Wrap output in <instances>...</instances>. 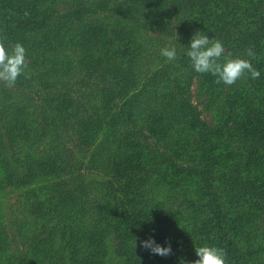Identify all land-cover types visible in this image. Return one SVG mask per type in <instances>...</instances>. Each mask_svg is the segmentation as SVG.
<instances>
[{"label":"trees","instance_id":"obj_1","mask_svg":"<svg viewBox=\"0 0 264 264\" xmlns=\"http://www.w3.org/2000/svg\"><path fill=\"white\" fill-rule=\"evenodd\" d=\"M197 29L226 55L252 48L260 72L204 108L193 84H227L192 68L181 43ZM0 37L27 61L14 85L0 81V171L17 194L0 264H81L98 246L94 264H180L204 243L229 264H264V159L249 177L264 158V0H0ZM95 43L105 50L78 54ZM149 235L171 254L144 249Z\"/></svg>","mask_w":264,"mask_h":264},{"label":"clouds","instance_id":"obj_2","mask_svg":"<svg viewBox=\"0 0 264 264\" xmlns=\"http://www.w3.org/2000/svg\"><path fill=\"white\" fill-rule=\"evenodd\" d=\"M178 40L177 35L175 36ZM180 43V42H179ZM185 45L184 53L189 58L192 68L198 73H211L217 82L231 85L246 72L252 77H257L260 72L253 66L248 57H254L252 48L246 50L244 56L226 55V48L221 39L209 36L207 31L197 29ZM161 55L168 61L174 60L177 55L176 43L168 42L160 50ZM27 68L26 48L17 41L9 44L6 38L0 37V81L9 86L14 85L17 78ZM137 237H135V248ZM140 245L149 252L157 255H169L172 252L171 243H161L154 235H149L140 240ZM197 258L187 260L181 258L180 264H229L226 250L216 244L204 243L195 245Z\"/></svg>","mask_w":264,"mask_h":264},{"label":"rangeland","instance_id":"obj_3","mask_svg":"<svg viewBox=\"0 0 264 264\" xmlns=\"http://www.w3.org/2000/svg\"><path fill=\"white\" fill-rule=\"evenodd\" d=\"M164 1V0H163ZM163 4V3H161ZM168 4H171L170 2H168ZM61 5L58 6V8L62 9L63 7H61ZM172 8V7H170ZM173 10L171 9V14H173ZM102 17L100 16H93L91 17L89 20L90 21H101ZM102 22V21H101ZM79 30V29H78ZM139 31V30H138ZM136 33V31L134 33H132L131 35L133 36L134 34ZM152 36L156 37L157 35L161 34L159 29H157L156 32H152L151 33ZM105 50L103 44L101 43H95V44H92L89 48L87 47L85 52L81 54L80 51H78V54L79 55H83V57H85V55H88L89 53L91 54H100L101 51L100 50ZM74 51V50H72ZM55 52H58L60 53V55L56 58V60H59L58 62H61L60 60H63V54L61 53L59 47L55 50ZM75 52V51H74ZM114 54V53H113ZM76 57L78 58V55L75 54ZM77 69V68H76ZM81 71V69H77V72L79 73ZM69 74V72H68ZM67 80V77L64 78V81L66 82ZM63 81V82H64ZM37 88H39V86H37ZM192 90L194 92V99L199 102L200 106L202 108L205 107V103L209 100V99H216L218 98L219 96H221L223 99H227L230 97V94L232 93V90L231 88H229V85H226L224 88H217L215 84H212L211 85V88L208 90V91H205V89L202 88L200 82H195L192 86ZM238 96L241 98L243 95L241 93L238 94ZM264 96V95H263ZM209 98V99H208ZM121 101V100H120ZM120 101H116V107L113 108V111L114 113L118 114V111H119V108H118V104L120 103ZM123 103V101H122ZM213 111H210L209 109L206 111H204V117L209 120L210 122L213 123ZM123 123H125V120L123 119L122 120ZM144 124V125H143ZM148 124V123H147ZM147 124L145 123H141L140 125L141 126H144L145 128H147ZM153 124V123H152ZM147 130V129H146ZM250 146V145H249ZM264 151V150H263ZM263 159L264 158H261L259 160V163H258V168L256 170H252L250 173H249V177H253V175H255L256 177L257 176H261V173H262V169H263ZM246 177V176H245ZM16 198H17V194L14 193L11 188L9 186H3L2 184V175H1V171H0V224L2 223H7V224H10L11 226V212L12 210H15V203H16ZM253 206H254V201H251ZM243 208H248L250 212L253 211L254 215H256V211L253 210V208L251 207L250 204L248 203H244L243 205ZM242 208V209H243ZM258 213V212H257ZM0 227H2L0 225ZM14 232V229L10 230V233L12 234ZM55 241H53L51 244H53V246H59L61 245V242H62V238H61V235L60 237H55L54 238ZM0 240H1V236H0ZM89 241L95 245V243L97 242L96 239H93V238H90ZM100 242H102L100 239H99ZM103 243V242H102ZM1 246V244H0ZM103 246V245H102ZM93 252L95 254H89V252H87V255L88 257L80 260L81 261V264H94V262H96L98 259H101V255L99 254V246L98 247H93ZM103 249V248H102ZM92 258V259H91Z\"/></svg>","mask_w":264,"mask_h":264}]
</instances>
